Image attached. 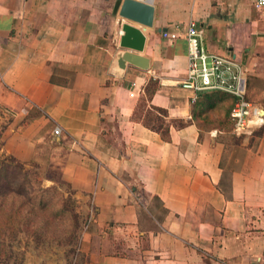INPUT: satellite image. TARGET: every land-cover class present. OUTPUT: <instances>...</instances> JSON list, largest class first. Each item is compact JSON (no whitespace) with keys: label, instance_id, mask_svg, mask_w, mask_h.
Masks as SVG:
<instances>
[{"label":"crops","instance_id":"crops-1","mask_svg":"<svg viewBox=\"0 0 264 264\" xmlns=\"http://www.w3.org/2000/svg\"><path fill=\"white\" fill-rule=\"evenodd\" d=\"M149 1L153 25L135 24L149 68L117 75L122 0H0L1 149L23 163L46 151L49 182L75 199L60 264H264V6ZM190 20L208 52L245 69L257 110L245 131L206 103L192 115L186 40L162 36ZM150 104L166 109V134L139 118Z\"/></svg>","mask_w":264,"mask_h":264},{"label":"trees","instance_id":"trees-1","mask_svg":"<svg viewBox=\"0 0 264 264\" xmlns=\"http://www.w3.org/2000/svg\"><path fill=\"white\" fill-rule=\"evenodd\" d=\"M157 87L158 81L150 78L144 88L148 100ZM196 94L192 103L193 117H196V110L206 103L210 114L217 108L223 109L224 120H231L229 113L237 100L235 95L218 89L202 90ZM166 115V109L150 104L139 118L145 126L166 134L167 127L163 124ZM206 118L207 114L201 119L206 122ZM24 164L15 155L0 156V236L6 237L7 241H3V244L9 249L7 257L13 259L11 241L16 240L22 232L31 237L35 245L43 244L50 238L69 244L77 241V230L80 227L72 195H62L55 185L43 187L39 182L31 183L29 180L34 173ZM49 196L55 198L50 199ZM67 220L72 222L69 230H66ZM22 258L13 263L20 264Z\"/></svg>","mask_w":264,"mask_h":264},{"label":"built area","instance_id":"built-area-1","mask_svg":"<svg viewBox=\"0 0 264 264\" xmlns=\"http://www.w3.org/2000/svg\"><path fill=\"white\" fill-rule=\"evenodd\" d=\"M255 6H264V0H257ZM201 30L193 20L187 22L182 32L163 31L162 36L170 40L183 37L187 44L186 76L181 86L195 92L218 89L237 97L230 110V118L235 131H245L248 128L250 113H257L245 99L246 75L245 69L230 56L208 52L200 43ZM54 134H59V128H54Z\"/></svg>","mask_w":264,"mask_h":264},{"label":"rangeland","instance_id":"rangeland-1","mask_svg":"<svg viewBox=\"0 0 264 264\" xmlns=\"http://www.w3.org/2000/svg\"><path fill=\"white\" fill-rule=\"evenodd\" d=\"M26 117L20 119L18 124H23L27 120ZM1 117L3 115L1 114ZM9 115L6 114L5 118L0 121V141L1 136L6 127L7 123L9 122ZM44 154L39 155L36 157V161L33 160L30 163H25L24 166L30 171H33L34 175L31 180L32 182H39L41 186H51L52 184L49 182V178H51V173L48 170L47 166H45V159H46V151H43ZM5 155H12L7 154L1 149L0 145V156ZM17 159V157H16ZM19 160V159H18ZM19 172H17L18 174ZM57 191H59L62 195L66 196L68 192L64 186L56 183ZM68 192V193H67ZM50 199H54L55 196H49ZM75 211L77 212V204L75 203ZM78 213V212H77ZM66 230L72 228L71 220H67ZM3 241L6 243V237L0 236V264H14L13 261H19L20 258L23 256L20 264H60L65 263L66 257L64 256L63 250L65 249L66 254L69 256L71 251L75 249V243L63 244L59 243L57 240L50 238L48 241L44 242L40 245H35V243L31 240V237H27L23 232L19 234L18 238L14 241H11V249L14 252V258H8V248L7 246L4 247ZM66 255V256H67Z\"/></svg>","mask_w":264,"mask_h":264},{"label":"water","instance_id":"water-1","mask_svg":"<svg viewBox=\"0 0 264 264\" xmlns=\"http://www.w3.org/2000/svg\"><path fill=\"white\" fill-rule=\"evenodd\" d=\"M154 12L155 8L149 0H122L118 9V16L123 21L115 54L117 75H121L128 64L143 70L149 68V59L143 55L145 34L139 26L151 27Z\"/></svg>","mask_w":264,"mask_h":264}]
</instances>
